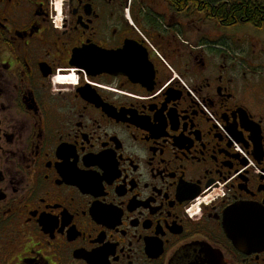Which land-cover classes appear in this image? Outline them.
Here are the masks:
<instances>
[{"label":"flooded vegetation","instance_id":"1","mask_svg":"<svg viewBox=\"0 0 264 264\" xmlns=\"http://www.w3.org/2000/svg\"><path fill=\"white\" fill-rule=\"evenodd\" d=\"M194 3L0 0V264H264V85Z\"/></svg>","mask_w":264,"mask_h":264},{"label":"rangeland","instance_id":"2","mask_svg":"<svg viewBox=\"0 0 264 264\" xmlns=\"http://www.w3.org/2000/svg\"><path fill=\"white\" fill-rule=\"evenodd\" d=\"M226 1L238 2L240 0ZM224 29L226 35H233L240 43L239 53L242 57V69L246 70L247 64L252 69L255 80L264 85V28H256L250 23H238L233 27Z\"/></svg>","mask_w":264,"mask_h":264},{"label":"trees","instance_id":"3","mask_svg":"<svg viewBox=\"0 0 264 264\" xmlns=\"http://www.w3.org/2000/svg\"><path fill=\"white\" fill-rule=\"evenodd\" d=\"M199 1V0H198ZM213 7V13L216 20L220 18V10H224L223 23L226 26H231L237 23H250L253 26L264 28V8L260 4L253 3V1H238L228 2L223 1L217 3L216 0H205ZM222 1V0H221ZM196 0L194 6H196Z\"/></svg>","mask_w":264,"mask_h":264},{"label":"built area","instance_id":"4","mask_svg":"<svg viewBox=\"0 0 264 264\" xmlns=\"http://www.w3.org/2000/svg\"><path fill=\"white\" fill-rule=\"evenodd\" d=\"M248 162H249V164H252L251 161H248Z\"/></svg>","mask_w":264,"mask_h":264}]
</instances>
